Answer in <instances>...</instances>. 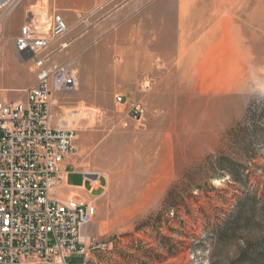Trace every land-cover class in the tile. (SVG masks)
I'll return each mask as SVG.
<instances>
[{
  "label": "rangeland",
  "instance_id": "obj_1",
  "mask_svg": "<svg viewBox=\"0 0 264 264\" xmlns=\"http://www.w3.org/2000/svg\"><path fill=\"white\" fill-rule=\"evenodd\" d=\"M123 1L82 0L55 58L78 78L53 96L55 115L91 112L71 126L74 170L100 182L75 264H264V0H149L117 12ZM23 2L0 14V100H22L35 83L14 52L12 22L19 29L32 7ZM82 184L69 175V187Z\"/></svg>",
  "mask_w": 264,
  "mask_h": 264
},
{
  "label": "built area",
  "instance_id": "obj_2",
  "mask_svg": "<svg viewBox=\"0 0 264 264\" xmlns=\"http://www.w3.org/2000/svg\"><path fill=\"white\" fill-rule=\"evenodd\" d=\"M20 1L0 0V14ZM67 32L61 13L32 6L14 39L17 60L30 62L36 78L22 100H0V264H68L88 253L85 228L97 209L67 185L77 132L54 113L53 96L78 87L73 66L55 60L70 45ZM143 111L137 104L131 115Z\"/></svg>",
  "mask_w": 264,
  "mask_h": 264
},
{
  "label": "crops",
  "instance_id": "obj_3",
  "mask_svg": "<svg viewBox=\"0 0 264 264\" xmlns=\"http://www.w3.org/2000/svg\"><path fill=\"white\" fill-rule=\"evenodd\" d=\"M42 1H47L50 5L51 8L53 9H57L61 14L62 16L64 17V19L66 20V16L69 15V13L73 12V11H78L82 8V0H24V7L25 8H29L30 6H34L36 5L37 3L39 2H42ZM149 3V0H125L123 1L122 3L120 4H117L116 5V9H117V12H119L120 10H122L123 8H129V9H135V8H143L144 6H147ZM186 11L182 10V7L180 6L179 7V19H180V26L184 23V21L187 20V16H186ZM16 20V18H14L13 22H12V35L13 36H17L18 35V32H19V29L16 25V22H14ZM72 173H80L83 175V184L82 186H78V187H75V188H79L80 191L78 193H80V195H82L83 198L85 199H88L90 200L93 204H94V201L92 200V198H94L93 196V187L91 186V181L89 180H85L86 178V174L83 173V172H77V171H73ZM70 173V174H72ZM68 174L66 176V182H67V179L69 177ZM89 183V188H86L85 184ZM98 186L100 187V182L98 180ZM72 190L68 189V192L65 193V194H69V193H72L71 192Z\"/></svg>",
  "mask_w": 264,
  "mask_h": 264
},
{
  "label": "bare ground",
  "instance_id": "obj_4",
  "mask_svg": "<svg viewBox=\"0 0 264 264\" xmlns=\"http://www.w3.org/2000/svg\"><path fill=\"white\" fill-rule=\"evenodd\" d=\"M117 72H118V70H117ZM82 119L90 120L91 119V112L85 111L82 109H78L75 112L69 111V112H66V117L63 120L65 121V123L68 127H71V126L78 125L79 121ZM76 142H77V139H76ZM91 176H96V175H91ZM92 184L94 185V188H96L99 184L98 180L94 179Z\"/></svg>",
  "mask_w": 264,
  "mask_h": 264
},
{
  "label": "trees",
  "instance_id": "obj_5",
  "mask_svg": "<svg viewBox=\"0 0 264 264\" xmlns=\"http://www.w3.org/2000/svg\"><path fill=\"white\" fill-rule=\"evenodd\" d=\"M81 258H75V257H72L68 260V264H75V262L79 263Z\"/></svg>",
  "mask_w": 264,
  "mask_h": 264
}]
</instances>
